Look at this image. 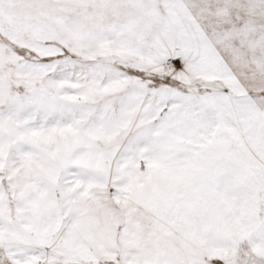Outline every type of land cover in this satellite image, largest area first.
<instances>
[{
    "label": "snow or ice",
    "instance_id": "snow-or-ice-1",
    "mask_svg": "<svg viewBox=\"0 0 264 264\" xmlns=\"http://www.w3.org/2000/svg\"><path fill=\"white\" fill-rule=\"evenodd\" d=\"M0 264H264V0H0Z\"/></svg>",
    "mask_w": 264,
    "mask_h": 264
}]
</instances>
